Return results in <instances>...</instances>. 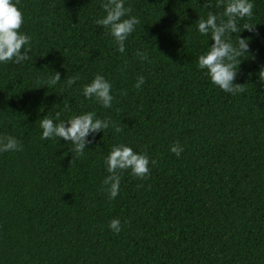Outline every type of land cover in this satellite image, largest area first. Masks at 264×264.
<instances>
[{
    "label": "trees",
    "instance_id": "obj_1",
    "mask_svg": "<svg viewBox=\"0 0 264 264\" xmlns=\"http://www.w3.org/2000/svg\"><path fill=\"white\" fill-rule=\"evenodd\" d=\"M17 2L31 52L0 63V135L22 145L0 153V264H264V0H252L251 18L238 22L249 50L236 94L197 67L212 43L198 19L222 13L223 0H126L140 23L123 53L95 23L102 0ZM52 71L61 81L47 86ZM97 73L112 82L111 108L82 94ZM83 111L122 131L90 133L82 155L63 138H40L44 115ZM175 143L179 157L169 151ZM117 144L155 163L143 179L120 173L109 200L104 159ZM113 218L118 234L108 228Z\"/></svg>",
    "mask_w": 264,
    "mask_h": 264
},
{
    "label": "clouds",
    "instance_id": "obj_2",
    "mask_svg": "<svg viewBox=\"0 0 264 264\" xmlns=\"http://www.w3.org/2000/svg\"><path fill=\"white\" fill-rule=\"evenodd\" d=\"M219 6V0H218ZM101 8L104 15L95 20V23L107 30L112 37L118 52L125 51V41L136 30L140 20L131 15V6L126 5V0H102ZM252 0H223V11L219 15L209 11L206 18H199L197 31L201 36L211 38L212 43L206 52L197 58L198 69L210 82L230 94L242 92L241 84L234 83L241 58L246 57L249 50V40L241 37L242 31L238 22L251 18L253 12ZM24 15L18 7L17 0H0V63H21L29 59L31 52V36L21 31ZM252 25L243 24L242 29H252ZM237 34L235 40L232 34ZM135 55L141 60H146L148 54L145 50H137ZM243 58V59H244ZM259 78L264 84V68L259 72ZM77 77L66 80L68 85L75 83ZM61 81L58 71L46 81L47 86H55ZM144 83V77L138 76L135 87L137 89ZM82 94L85 99L99 103L103 108H111L114 100L112 82L103 74L97 73L92 80L83 85ZM122 94H126L123 93ZM111 127L113 133H120L121 127L108 118H100L95 111H83L70 115L66 120L60 119V113L54 116L44 115L40 118L39 128L42 140H59L63 138L71 145L72 153L82 155L88 144L92 143L89 134L105 132ZM22 150L20 141L13 135H0V153ZM169 151L177 157L183 151L179 143L170 146ZM144 152H137L127 144L113 145L104 159L108 173L102 180V188L107 193L109 200L114 199L120 190V173L127 170L138 178H146L150 174V164H154ZM108 228L114 233L121 231V221L113 218L108 223Z\"/></svg>",
    "mask_w": 264,
    "mask_h": 264
}]
</instances>
